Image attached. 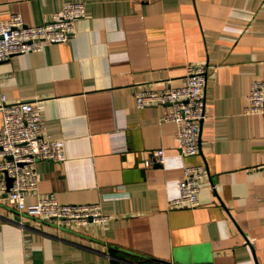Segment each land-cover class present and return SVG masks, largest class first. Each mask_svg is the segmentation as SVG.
Masks as SVG:
<instances>
[{"label": "crops", "instance_id": "0c3cea01", "mask_svg": "<svg viewBox=\"0 0 264 264\" xmlns=\"http://www.w3.org/2000/svg\"><path fill=\"white\" fill-rule=\"evenodd\" d=\"M65 3L84 5L72 36L0 62V97L31 103L64 142L62 160L36 161L38 192L108 218L69 226L0 203V264H264V114L242 113L264 80V0H0V21L37 26ZM194 64L204 116L181 156L165 108L133 95L181 86ZM197 163V205L169 206Z\"/></svg>", "mask_w": 264, "mask_h": 264}, {"label": "built area", "instance_id": "2783aa9c", "mask_svg": "<svg viewBox=\"0 0 264 264\" xmlns=\"http://www.w3.org/2000/svg\"><path fill=\"white\" fill-rule=\"evenodd\" d=\"M83 16L82 3L63 4L59 11L51 13L37 26L26 25L18 15H10L5 21H0V62L15 55L37 52L44 45L66 42L72 36L76 21ZM205 72L204 65H188L181 86L133 95L136 109L148 106L165 108L161 120L175 124L174 139L181 156L194 155L198 151L200 121L204 116ZM242 113L264 114V80L251 84L244 96ZM0 114V203L42 221L69 226L89 222L103 224L108 215L101 212L98 202L60 203L52 192H38L36 161L62 160L64 142L46 135L44 121L32 104L7 103L0 97ZM164 157V149L156 148L144 158L143 163L148 166L152 162H161ZM181 173L177 192L168 205L193 207L198 203V184L204 174L203 164L183 165ZM26 197H33L34 200L26 202Z\"/></svg>", "mask_w": 264, "mask_h": 264}, {"label": "water", "instance_id": "95a60500", "mask_svg": "<svg viewBox=\"0 0 264 264\" xmlns=\"http://www.w3.org/2000/svg\"><path fill=\"white\" fill-rule=\"evenodd\" d=\"M157 165H159V164H157ZM6 180H7V184H8L9 183V178H7Z\"/></svg>", "mask_w": 264, "mask_h": 264}]
</instances>
